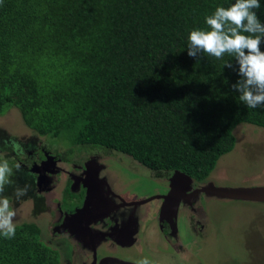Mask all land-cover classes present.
I'll return each instance as SVG.
<instances>
[{"label": "trees", "instance_id": "16d2710c", "mask_svg": "<svg viewBox=\"0 0 264 264\" xmlns=\"http://www.w3.org/2000/svg\"><path fill=\"white\" fill-rule=\"evenodd\" d=\"M234 2L0 0V116L17 108L34 132L28 142L69 134L70 152L103 147L156 176L180 170L202 182L234 149L239 124L264 127V106L248 108L232 88L240 79L232 57L188 55L190 32ZM26 139L0 129V158ZM11 179L8 198L18 186ZM0 264H60V255L26 222L15 238L0 235Z\"/></svg>", "mask_w": 264, "mask_h": 264}, {"label": "flooded vegetation", "instance_id": "af4514ba", "mask_svg": "<svg viewBox=\"0 0 264 264\" xmlns=\"http://www.w3.org/2000/svg\"><path fill=\"white\" fill-rule=\"evenodd\" d=\"M29 139L23 141L25 144H18L12 150L10 149L12 153L8 158L14 163L19 162L22 165L21 171H16L13 166L14 179L18 180L17 187H24L27 184L30 185V188L27 195L20 200H17L15 196L11 197V195L9 199L14 204L31 202L32 212L36 218L41 215H49L45 221H40L37 218L32 222L39 226L43 242L58 251L60 264H136L119 255L117 251L120 248L134 245L143 229H145V235L148 234L147 242L149 244L167 242L173 250L176 247L178 252L181 238L180 225L178 224L179 213L176 218H173L168 213L172 209L171 206L169 207L168 203H165V196L171 189L170 178L175 170L163 172L161 176L152 174L155 179H165L167 186L165 191L154 192L141 198L128 199L111 183L108 178L110 173L106 172L108 164L101 161L105 157H112L120 152L93 151L88 153L86 150H80L77 151L80 156H71L66 151L54 152L48 144L39 138H36L34 143L28 142ZM121 154L128 159L129 155ZM50 156H53L54 161L45 163ZM139 166L143 165L139 164ZM34 167H37L41 173L40 182H38L39 174L31 170ZM24 171L27 172L24 174ZM90 172H97L98 177L106 178L109 189L107 184H104L102 194L110 198L111 205L104 206L105 202L98 203L97 207L95 206L94 215H90L87 223L82 222L83 225L90 224L88 227L90 229L82 231L78 224H74L67 217L72 216L84 206L87 196L84 183L86 184ZM212 183L215 184L208 179L202 182L193 180L191 190L186 193L190 194L189 199L185 202L192 210L190 221L196 238L200 235L210 236V221L207 210L205 211L201 205V198H222L208 194V186ZM205 188L208 191H205ZM159 195L161 196L158 197ZM146 199L149 200L139 203ZM153 201L158 202L157 206L145 209V205L151 204ZM105 211L108 212L104 214ZM152 215L156 224L147 222L148 217ZM44 228L49 230V237H46ZM179 246L182 248L183 244Z\"/></svg>", "mask_w": 264, "mask_h": 264}, {"label": "rangeland", "instance_id": "374dc122", "mask_svg": "<svg viewBox=\"0 0 264 264\" xmlns=\"http://www.w3.org/2000/svg\"><path fill=\"white\" fill-rule=\"evenodd\" d=\"M22 120L18 109L11 108L0 116V129L15 135L17 139L29 138L34 132ZM234 133L237 138L234 149L220 157L207 179L216 185L227 187L264 186V127L241 123L235 128ZM67 135L62 138L45 135L39 136V139L55 152L66 151L71 156L79 155L77 150L82 149L88 153L107 150L103 147L84 145L70 152L72 142ZM2 156L3 153L0 157ZM6 159L10 166L15 165L14 161ZM101 161L108 164V169L105 171L110 173L108 178L111 183L128 199L141 198L167 189L165 179H155L152 176L154 172L149 167L143 164L139 166L141 163L131 156L127 159L119 153L105 157ZM157 204V201H153L145 205V209L147 207L152 209ZM201 205L208 213L209 237L200 235L196 238L190 221L192 210L186 202H183L178 210V224L181 231L178 252L176 247H174L175 251L167 242L149 244L148 234L145 235L143 229L134 245L120 248L117 253L134 263L146 257L152 264H264L263 201L202 197ZM12 206L17 212L14 221L16 225L36 221L37 218L45 221L49 217L46 214L36 218L32 212L33 205L29 201L22 204L12 202ZM153 215L148 217L147 222L156 224ZM44 229L46 237H49V230ZM182 244L183 247L180 248L179 245Z\"/></svg>", "mask_w": 264, "mask_h": 264}, {"label": "clouds", "instance_id": "9594fccd", "mask_svg": "<svg viewBox=\"0 0 264 264\" xmlns=\"http://www.w3.org/2000/svg\"><path fill=\"white\" fill-rule=\"evenodd\" d=\"M261 7L260 0H235L230 7L219 6L214 13L205 17V29L192 30L188 36V55L197 57L207 54L223 60L225 55L232 57L238 65L240 79L232 85L239 92V100L248 108L264 106V23H261L255 10ZM223 67L232 68L231 62ZM21 171L22 165H14ZM13 167L7 159L0 158V235L13 239L16 235V210L11 200L3 196L5 188L13 183ZM30 185L17 187L14 195L17 200L27 195ZM136 264H152L146 257Z\"/></svg>", "mask_w": 264, "mask_h": 264}, {"label": "water", "instance_id": "95a60500", "mask_svg": "<svg viewBox=\"0 0 264 264\" xmlns=\"http://www.w3.org/2000/svg\"><path fill=\"white\" fill-rule=\"evenodd\" d=\"M53 156L47 158L45 163L53 162ZM37 166V165H36ZM88 169V168H87ZM33 172H37L38 182L42 179L41 173L37 167L31 169ZM87 177L86 184L84 186L87 189V196L85 199L84 206L79 208L72 216L67 217L69 220H72L73 223L78 224L83 230H86L90 224L83 225V221L87 223L88 218L91 214L94 215L95 206L97 207L98 203L105 202L104 206H110L111 200L108 196H104L102 193V187L104 184H107L108 189L109 185L106 178H100L97 176V172L89 173ZM192 176L180 171L175 170L173 175L170 178V191L165 196V203H168V206H171V211L168 213L173 217H177V213L179 210V206L181 201L185 202L189 199L190 194L188 191L191 190L193 184ZM208 194L216 195L222 198H230L237 200H247V201H263L264 202V186H239V187H227V186H217L215 184H210ZM205 191H208L206 188ZM159 195L158 197H160ZM149 199L140 201L139 203H143L148 201ZM109 211V210H108ZM108 211H105L106 214ZM90 229V228H88ZM80 230V229H79ZM81 231V230H80Z\"/></svg>", "mask_w": 264, "mask_h": 264}]
</instances>
